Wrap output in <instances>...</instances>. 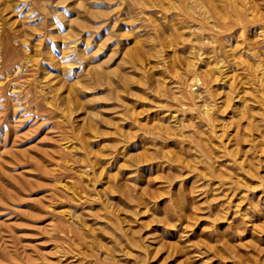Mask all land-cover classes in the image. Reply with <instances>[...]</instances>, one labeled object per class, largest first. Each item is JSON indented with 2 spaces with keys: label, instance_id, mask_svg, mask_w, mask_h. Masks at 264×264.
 Returning <instances> with one entry per match:
<instances>
[{
  "label": "rangeland",
  "instance_id": "374dc122",
  "mask_svg": "<svg viewBox=\"0 0 264 264\" xmlns=\"http://www.w3.org/2000/svg\"><path fill=\"white\" fill-rule=\"evenodd\" d=\"M0 264H264V0H0Z\"/></svg>",
  "mask_w": 264,
  "mask_h": 264
}]
</instances>
